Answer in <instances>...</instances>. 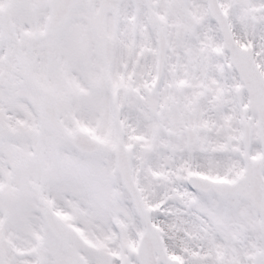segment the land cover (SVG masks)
<instances>
[{
	"label": "snow or ice",
	"instance_id": "6c2138e0",
	"mask_svg": "<svg viewBox=\"0 0 264 264\" xmlns=\"http://www.w3.org/2000/svg\"><path fill=\"white\" fill-rule=\"evenodd\" d=\"M0 264H264V0H0Z\"/></svg>",
	"mask_w": 264,
	"mask_h": 264
}]
</instances>
